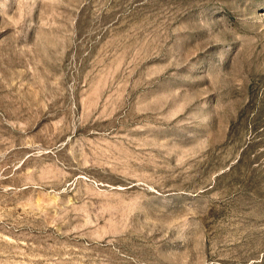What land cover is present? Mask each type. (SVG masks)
Here are the masks:
<instances>
[{
  "label": "rangeland",
  "instance_id": "374dc122",
  "mask_svg": "<svg viewBox=\"0 0 264 264\" xmlns=\"http://www.w3.org/2000/svg\"><path fill=\"white\" fill-rule=\"evenodd\" d=\"M0 264H264V0H0Z\"/></svg>",
  "mask_w": 264,
  "mask_h": 264
}]
</instances>
